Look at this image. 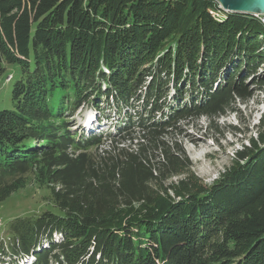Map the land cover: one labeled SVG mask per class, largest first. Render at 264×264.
<instances>
[{
	"label": "trees",
	"instance_id": "trees-1",
	"mask_svg": "<svg viewBox=\"0 0 264 264\" xmlns=\"http://www.w3.org/2000/svg\"><path fill=\"white\" fill-rule=\"evenodd\" d=\"M217 5L0 0V203L31 174L59 210L8 221L0 264H264V117L209 185L165 139L264 87V23Z\"/></svg>",
	"mask_w": 264,
	"mask_h": 264
},
{
	"label": "rangeland",
	"instance_id": "rangeland-1",
	"mask_svg": "<svg viewBox=\"0 0 264 264\" xmlns=\"http://www.w3.org/2000/svg\"><path fill=\"white\" fill-rule=\"evenodd\" d=\"M261 17L263 16H259L260 22H262ZM262 70H264V65ZM8 79L9 77L5 80V84ZM2 85L0 79V107L8 104L10 96L9 89L3 90ZM86 112H89V108H84L73 116L76 129L81 125ZM112 112L110 119H101L102 128L112 127L111 121L115 122ZM262 117H264V87L253 90L250 98H234L232 111H226L222 116L214 119L199 117L178 124V132L165 139L171 143L175 138L182 154L191 166V172L204 185H209L219 173L230 167L236 151L242 146H247L250 138L256 137L257 131L262 129ZM137 140L128 139L122 142L124 144L116 145L129 148L130 145H136ZM27 177L23 188L12 193L0 203V240L3 242L7 241L4 232L5 225L11 219L34 216L43 211L59 213L50 197L49 189L34 182L31 174Z\"/></svg>",
	"mask_w": 264,
	"mask_h": 264
},
{
	"label": "water",
	"instance_id": "water-1",
	"mask_svg": "<svg viewBox=\"0 0 264 264\" xmlns=\"http://www.w3.org/2000/svg\"><path fill=\"white\" fill-rule=\"evenodd\" d=\"M227 13L264 16V0H214Z\"/></svg>",
	"mask_w": 264,
	"mask_h": 264
},
{
	"label": "bare ground",
	"instance_id": "bare-ground-1",
	"mask_svg": "<svg viewBox=\"0 0 264 264\" xmlns=\"http://www.w3.org/2000/svg\"><path fill=\"white\" fill-rule=\"evenodd\" d=\"M218 8L221 9L223 12H225L219 4H218ZM255 17H259V16L255 15ZM261 19H262V22H264V18L261 17Z\"/></svg>",
	"mask_w": 264,
	"mask_h": 264
},
{
	"label": "built area",
	"instance_id": "built-area-1",
	"mask_svg": "<svg viewBox=\"0 0 264 264\" xmlns=\"http://www.w3.org/2000/svg\"><path fill=\"white\" fill-rule=\"evenodd\" d=\"M263 18H264V16H263Z\"/></svg>",
	"mask_w": 264,
	"mask_h": 264
}]
</instances>
